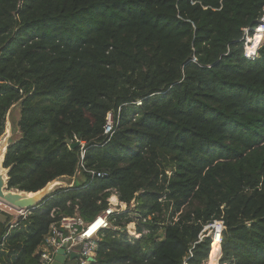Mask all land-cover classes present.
Here are the masks:
<instances>
[{"label":"trees","instance_id":"trees-1","mask_svg":"<svg viewBox=\"0 0 264 264\" xmlns=\"http://www.w3.org/2000/svg\"><path fill=\"white\" fill-rule=\"evenodd\" d=\"M263 20L264 0H0V138L20 109L9 189L72 180L82 144L107 174L82 170L3 227L0 264H40L54 222L92 220L114 192L136 201L116 226L139 215L142 237L106 231L91 264H264V42L247 57Z\"/></svg>","mask_w":264,"mask_h":264},{"label":"built area","instance_id":"built-area-1","mask_svg":"<svg viewBox=\"0 0 264 264\" xmlns=\"http://www.w3.org/2000/svg\"><path fill=\"white\" fill-rule=\"evenodd\" d=\"M260 30L264 38V20L261 21L256 31ZM255 31V32H256ZM247 57L249 59H255L258 57V51L255 54H251L249 51V43H247ZM259 50V49H258ZM138 106L141 103H137ZM114 132V120L111 113L107 116V123L105 126V134L112 136ZM84 157L85 150L84 144H82V153L81 159L79 162V168L77 170L76 176L81 175V171L85 170L88 172L92 179L98 178L102 179L107 176L106 173L96 171V170H87L84 166ZM75 176V177H76ZM74 177V178H75ZM113 197L117 198L116 203H111ZM108 206L102 210L98 215H96L92 220L83 219L78 213L73 216L61 217L60 220L54 222L48 233L43 239L42 245L37 250V255L39 257L40 264H54L59 250L65 246L66 260L70 259L72 254L79 255L80 264H91L89 263L90 258L97 257V250L100 241L102 240L104 233L111 230H120L121 226H116L117 217L128 214L132 210L136 209V201H132L131 204L123 203L119 200L118 195L114 194L110 196L107 200ZM0 212L13 216V223L10 224V229L16 227L17 222L20 218H26L30 211L28 210H19L8 204L0 201ZM136 215V214H135ZM138 216V222L142 219L141 216ZM152 217L148 219H143V222L150 221ZM220 224L222 227L221 233H223L225 226L223 221H215L213 224L209 225L210 227ZM131 224L126 226L127 232ZM133 225V224H132ZM206 227L207 228L209 227ZM211 236V235H206ZM133 238H140V234L137 230ZM203 238V237H202Z\"/></svg>","mask_w":264,"mask_h":264},{"label":"water","instance_id":"water-1","mask_svg":"<svg viewBox=\"0 0 264 264\" xmlns=\"http://www.w3.org/2000/svg\"><path fill=\"white\" fill-rule=\"evenodd\" d=\"M80 146V143L72 145V149ZM11 145L9 140L6 139L0 144V201L8 204L19 210H34L38 208L53 192L55 188L61 185V180L58 179L49 183L44 189L36 193H28L25 191H19L9 189V170L4 169V162ZM57 190V189H56ZM121 232L126 233V228H121ZM79 259V255L72 254L70 260ZM66 262L65 246L59 250L54 264H64ZM95 258H90L89 263H95Z\"/></svg>","mask_w":264,"mask_h":264},{"label":"rangeland","instance_id":"rangeland-1","mask_svg":"<svg viewBox=\"0 0 264 264\" xmlns=\"http://www.w3.org/2000/svg\"><path fill=\"white\" fill-rule=\"evenodd\" d=\"M261 33L262 32H260V30H258V31L255 32L253 37H250L249 35L247 36V43H249V51L251 52V54H255V52L258 51V49L260 48V46L264 42V38H263ZM257 40L261 41V44H259L258 46H256V44H255ZM19 120H20V109H19L18 104H16L14 107H12V109L9 111V113L7 115L6 130H5V133L3 134V136L0 138V144L4 140L8 139L9 140V144L12 145L14 140H16L20 136V133H19L18 128H17V122ZM60 180H61V185L57 186L55 188V191H56V189L58 190L60 188L72 187L77 182H83V179H82L81 175H77L72 180L71 179H67V178L66 179H60ZM114 194H116V193L114 192L111 196H113ZM113 199H110L111 203H113L112 202ZM131 211H133L132 208H131ZM131 218L133 219V222L130 223V224L131 225L133 224L132 226L134 227V229L131 226L129 227L131 229L128 228L129 230L126 233L128 234L129 237L134 236L136 230L139 231V228H138V225H139L138 216L134 215V214H131ZM13 220H14L13 216H11V215L9 216L8 214H4V213L0 212V234H1L2 230H3V227H5V229H7V228L9 229L10 228V224L13 223ZM222 230L223 229H222L220 224H216L213 227L209 226L207 228V235H211L212 240H213V246H214V244L217 243L220 246L221 249H222V243H223V233H221ZM143 234H148V231L145 230ZM135 239H139V238H135Z\"/></svg>","mask_w":264,"mask_h":264},{"label":"bare ground","instance_id":"bare-ground-1","mask_svg":"<svg viewBox=\"0 0 264 264\" xmlns=\"http://www.w3.org/2000/svg\"><path fill=\"white\" fill-rule=\"evenodd\" d=\"M73 182H74V181H73ZM73 182H72V183H73ZM65 183H66V182H65ZM68 186H69V185H68ZM70 186H71V185H70ZM113 198H114V199H113ZM113 198H112V199H113L112 202L116 203V202H117V198H116V197H113ZM130 226L133 227L132 225H130ZM130 226H129V227H130ZM129 229H131V228H129ZM129 229H128V230H129ZM133 229H134V227H133ZM134 236H135V235H134Z\"/></svg>","mask_w":264,"mask_h":264},{"label":"crops","instance_id":"crops-1","mask_svg":"<svg viewBox=\"0 0 264 264\" xmlns=\"http://www.w3.org/2000/svg\"><path fill=\"white\" fill-rule=\"evenodd\" d=\"M62 179H66V178H62ZM67 179H69V178H67ZM2 221H3V220H2ZM2 221H1V222H2Z\"/></svg>","mask_w":264,"mask_h":264}]
</instances>
